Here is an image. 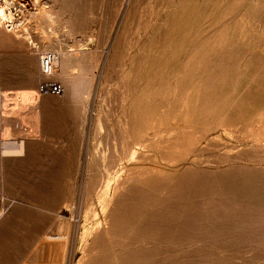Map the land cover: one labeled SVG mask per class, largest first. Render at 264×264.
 I'll return each mask as SVG.
<instances>
[{"label":"rangeland","instance_id":"1","mask_svg":"<svg viewBox=\"0 0 264 264\" xmlns=\"http://www.w3.org/2000/svg\"><path fill=\"white\" fill-rule=\"evenodd\" d=\"M15 2L0 264H264V0Z\"/></svg>","mask_w":264,"mask_h":264},{"label":"built area","instance_id":"2","mask_svg":"<svg viewBox=\"0 0 264 264\" xmlns=\"http://www.w3.org/2000/svg\"><path fill=\"white\" fill-rule=\"evenodd\" d=\"M37 57L39 71L42 75L37 85V92L40 95L62 93L63 88L61 84L54 79V73L59 61L57 51H37Z\"/></svg>","mask_w":264,"mask_h":264},{"label":"bare ground","instance_id":"3","mask_svg":"<svg viewBox=\"0 0 264 264\" xmlns=\"http://www.w3.org/2000/svg\"><path fill=\"white\" fill-rule=\"evenodd\" d=\"M7 2V8L6 9H4L3 7H0V19H4L9 25L10 24H12L14 21H15V19H16V21L15 22H17V21H19V20H21V18H22V14H23V9H22V6H23V4H21V3H17V2H15V0H12L11 2H10V0H8V1H6ZM11 7V8H10ZM0 23H1V20H0ZM2 27V26H1ZM3 28V27H2ZM4 32V31H3ZM6 33V32H5ZM4 33V34H5ZM2 35V34H1ZM58 53V56H59V61H58V67H57V69H56V71H55V73L54 74H57L56 72H58L59 74H61V75H68V76H71V74L69 75V74H67V70H66V68H65V66H64V61H65V59H66V57L67 56H65V55H63V53H60V52H57ZM61 75H59V77L61 76ZM67 76V77H68ZM76 76V75H75ZM74 76V77H75ZM79 76V75H78ZM63 77H65V76H63ZM72 77H73V75H72ZM71 78V77H70ZM76 78V77H75ZM74 78V79H75ZM64 80V79H63ZM67 81V80H66ZM76 81H78V80H76ZM75 84V83H74ZM73 84V85H74ZM83 84V83H82ZM12 91V90H11ZM25 92V93H24ZM23 93H22V96H24V99L26 100V98L27 99H29L31 96H34V90L33 91H24ZM18 93V92H17ZM73 93V92H72ZM76 93V92H75ZM81 93V92H80ZM19 94V93H18ZM20 95V97H21V94H19ZM76 95V94H75ZM87 95V94H86ZM3 97V96H2ZM4 98V97H3ZM9 99V98H8ZM8 99H7V101H8ZM11 99V98H10ZM6 100V99H5ZM12 100H13V98H12ZM24 100V101H25ZM31 100V99H30ZM26 102H28V101H26ZM28 106V105H27ZM10 107V106H9ZM5 109H7V108H5ZM26 109V108H25ZM5 111V110H4ZM7 112V111H6ZM8 113V112H7ZM9 113H12V112H9ZM6 114V113H5ZM9 115V114H8ZM11 115V114H10ZM13 116H14V114H13ZM13 120V119H12ZM38 120V119H37ZM7 121V120H6ZM14 121V120H13ZM17 121V120H16ZM32 121V120H31ZM35 121V120H34ZM8 122V121H7ZM38 122V121H37ZM32 123H33V121H32ZM36 123V122H35ZM10 124V123H9ZM12 124V123H11ZM34 124V123H33ZM19 127V126H18ZM36 129V128H35ZM20 131V130H19ZM24 132V131H23ZM27 135V134H26ZM12 136V135H11ZM6 141V140H5ZM4 144V143H3ZM16 144V142L14 143V141L12 142V141H8V145H7V147L6 148H12V146L13 145H15ZM24 147V146H23ZM3 149H4V147H3ZM22 149V148H21ZM4 151V150H3ZM11 153V152H10ZM5 157V156H4ZM2 199V198H1ZM3 201V200H2ZM0 204H2V203H0ZM5 210V209H4ZM3 210V211H4ZM1 215H2V213H1ZM0 215V216H1ZM48 250H49V248H48ZM31 258V257H30ZM29 259V258H28ZM45 259V258H44ZM30 261V260H29ZM35 261H36V259H35ZM25 264V263H24Z\"/></svg>","mask_w":264,"mask_h":264}]
</instances>
